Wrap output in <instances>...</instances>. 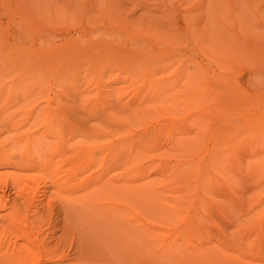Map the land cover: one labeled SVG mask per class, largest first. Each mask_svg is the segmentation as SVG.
Wrapping results in <instances>:
<instances>
[{
  "label": "rangeland",
  "instance_id": "374dc122",
  "mask_svg": "<svg viewBox=\"0 0 264 264\" xmlns=\"http://www.w3.org/2000/svg\"><path fill=\"white\" fill-rule=\"evenodd\" d=\"M263 68L264 0H0L2 118L66 122L17 127L52 168L0 169V264H264Z\"/></svg>",
  "mask_w": 264,
  "mask_h": 264
},
{
  "label": "bare ground",
  "instance_id": "6f19581e",
  "mask_svg": "<svg viewBox=\"0 0 264 264\" xmlns=\"http://www.w3.org/2000/svg\"><path fill=\"white\" fill-rule=\"evenodd\" d=\"M232 1V0H231ZM252 7V6H251ZM106 49V48H105ZM105 49H104V52H105ZM256 51V50H255ZM258 53V52H257ZM105 55H107V54H105ZM20 59V58H19ZM105 59L107 60L108 58H106L105 57ZM105 59H101V60H105ZM98 60V59H97ZM105 60V61H106ZM109 60V59H108ZM49 61V60H48ZM137 61V60H136ZM110 61H108V62H106V63H109ZM114 62V61H113ZM125 61H123V63H124ZM263 62V61H262ZM19 63V62H18ZM30 63V62H29ZM46 63V62H45ZM131 63H133V62H131ZM149 63V62H148ZM49 65H51V63L49 62L48 63ZM139 64V63H138ZM142 64V63H141ZM44 65V64H43ZM52 65H55V64H52ZM51 65V67L53 68V66ZM113 66L114 65H116V66H114V67H117V65L119 66V64L118 63H113L112 64ZM111 65V66H112ZM123 65V64H122ZM148 65V64H147ZM25 66V65H24ZM109 67V68H113V67ZM135 66H137L136 64H135ZM145 66V70H146V65H144ZM144 66H142V68L144 67ZM263 66V65H262ZM26 68H28V66L26 65L25 66ZM25 67H23V69L25 68ZM30 67V66H29ZM50 67V68H51ZM103 67V66H102ZM107 66H104L102 69H104V68H106ZM121 67V66H120ZM120 67H118V68H120ZM52 68L51 69H49V70H52ZM126 68V67H125ZM28 69H31V68H28ZM43 69V68H42ZM136 69H138V66L136 67ZM141 70L140 72H142L143 73V71H145V70ZM264 69V68H263ZM24 70H26V69H24ZM33 70V69H32ZM35 71H37V67H36V69H34ZM34 70H33V72H34ZM48 70V71H49ZM73 70V69H72ZM134 70H135V68H134ZM26 71H28V70H26ZM25 71V72H26ZM39 71H40V69H39ZM42 71V70H41ZM67 71V70H66ZM76 71V70H75ZM121 71H123V70H121ZM125 71V70H124ZM136 71V70H135ZM32 72V73H33ZM44 72V71H43ZM61 72H64V70H62V71H60L59 73H61ZM72 72H74V71H72ZM101 72H104L105 73V70H102ZM110 72V71H109ZM127 72H129V70L127 71ZM139 72V70L137 71V73H140ZM31 73V72H30ZM29 73V74H30ZM41 73V72H40ZM20 74H25V73H23L22 71H21V73ZM36 74V73H35ZM64 74V73H63ZM76 74H78V73H75V75ZM129 74V73H128ZM26 75V74H25ZM126 75V74H125ZM21 76H23V75H21ZM33 76V75H32ZM38 76V75H37ZM37 76H35L36 78H37ZM138 76V75H137ZM25 77V76H24ZM43 77V76H42ZM130 77V76H129ZM141 77V76H140ZM19 78H22V77H19ZM29 78V77H28ZM24 78H22V80H23ZM129 79V78H128ZM139 79V78H138ZM24 81V80H23ZM32 81H33V78H32ZM31 81V82H32ZM41 81H43V79H41ZM127 81V80H126ZM22 82V81H21ZM40 82V81H39ZM138 82H140V81H138ZM10 84V83H9ZM24 84V83H23ZM28 84V83H27ZM30 84V83H29ZM28 84V86L27 87H29L30 85ZM42 85L44 84V83H41ZM40 84V85H41ZM13 85V84H12ZM21 84H19V86H20ZM6 86V85H5ZM4 86V87H5ZM16 87H18L19 88V86L16 84L15 85ZM25 86V85H24ZM44 86V85H43ZM59 86V85H58ZM26 87V88H27ZM36 87H37V85H36ZM12 88V87H11ZM62 88V87H61ZM60 88V89H61ZM238 88V87H237ZM60 89H57L58 91L60 90ZM106 89V88H105ZM7 90H9V89H7ZM13 90H15V89H13ZM19 90H23L22 88L21 89H18V91ZM56 90V89H55ZM240 90V89H239ZM262 90V89H261ZM12 91V90H11ZM10 91V93H12L11 94V98H12V95H14L13 94V91L11 92ZM17 91V90H16ZM16 91H14L15 93H16ZM24 91H25V89H24ZM61 91H63V90H61ZM1 92H2V90H1ZM23 92V91H22ZM57 92V91H56ZM60 92V91H59ZM64 92V91H63ZM244 92V91H243ZM6 93V92H5ZM19 93V92H18ZM17 93V94H18ZM38 93V92H37ZM43 93H44V90H43ZM50 93V92H49ZM53 93V92H52ZM6 94H8V93H6ZM36 94V93H35ZM40 94H42V92H40ZM53 94H55V93H53ZM57 94V93H56ZM60 94V93H59ZM244 94H246V93H244ZM5 95V94H4ZM30 95H32V94H30ZM246 95H248V94H246ZM264 95V94H263ZM262 95V96H263ZM44 96V95H43ZM49 96V95H48ZM58 96V95H57ZM13 97H15V96H13ZM248 97V96H247ZM20 98V97H19ZM53 98V97H52ZM55 98V97H54ZM3 98H0V101L2 100ZM24 99V98H23ZM40 99V98H39ZM60 99V98H59ZM61 99H62V97H61ZM3 100H5V98L3 99ZM42 100V99H41ZM50 100H51V98H50ZM57 100V99H56ZM255 100V99H254ZM254 100H253V102H254ZM13 101V100H12ZM39 101V100H38ZM256 101V100H255ZM259 101H260V99H259ZM17 102V101H16ZM45 102V101H44ZM49 102V101H48ZM48 102H47V104H48ZM51 102H54V101H50V103ZM60 102H62L61 100H60ZM59 102V103H60ZM252 102V103H253ZM14 102H12V104H13ZM255 103V102H254ZM54 104H56V106H57V103H54ZM262 104V103H261ZM258 105V104H257ZM4 106H6V105H4ZM218 106V103L216 104V107ZM250 106V105H249ZM259 106V105H258ZM10 107V106H9ZM59 107H61V103L59 104ZM59 107H57V108H59ZM220 107V106H219ZM248 107V106H247ZM251 107V106H250ZM249 107V108H250ZM11 108V107H10ZM38 108V107H37ZM56 108V110L57 111H61V110H58ZM218 108V107H217ZM216 108V109H217ZM62 109V108H61ZM239 109V108H238ZM247 109V108H246ZM5 110V109H4ZM55 110V109H54ZM248 110V109H247ZM47 111V110H46ZM53 111V109L51 110V112ZM218 111V110H217ZM260 111V110H259ZM50 112V114L51 115H53V117L50 115V114H48V112H46L48 115H50V116H48L45 112L44 113H40L41 115H36L37 113H35V110H34V115H29V118L26 116V118H25V120H23V119H20L19 120V124L18 123H16V117H15V115H13L14 116V118H13V116L11 115H5L4 116V114H3V117H4V119L2 118V115H1V113H0V121H1V123L3 124V126H6L7 124H8V122H9V125H7L6 127H10V125H12V127H10V128H13L14 127V124L16 125L15 127L17 128V127H19L21 124H20V121L21 122H23V125H21L20 127L22 128H24L25 126H27L26 128H25V132H27L28 131V127H29V130H31V128H34V122H36V119H37V121H38V118L41 120L40 122H48L49 121V123H44L45 125L44 126H46V128H47V130H44L45 132L47 131L48 132V134L49 135H56L57 133L58 134H60L61 133V135H62V133H64L63 131L64 130H66V127H65V124H66V122H64V120L62 121V122H58L59 121V117L57 118V117H55L57 114H55V116H54V114L53 113H51ZM216 112V111H215ZM215 112H214V114H215ZM220 112H222V111H220ZM226 111L224 110V113H225ZM5 113V112H4ZM13 113V112H12ZM59 113V112H58ZM61 113V112H60ZM253 113H255V112H253ZM258 113V112H257ZM15 114H16V112H15ZM19 114V113H18ZM17 114V115H18ZM45 114L47 115V116H45ZM210 114V113H209ZM217 114V113H216ZM213 115V116H221V115ZM8 116V117H7ZM38 116H41V117H38ZM45 116V117H44ZM239 115H237V117H238ZM6 117H7V119H6ZM66 118V117H65ZM220 118H222V117H220ZM54 119L57 121L56 122V124H57V126L56 125H54L53 127H51L52 125V121H54ZM68 119V118H67ZM213 119V118H212ZM216 119H218V118H216ZM15 120V121H14ZM23 120V121H22ZM44 120V121H43ZM61 120V119H60ZM221 119H219L218 121H216V122H219ZM255 120H256V118H255ZM15 123H14V122ZM213 121H215V120H213ZM7 123L6 125H4V123ZM14 123V124H12V123ZM39 121L38 122H36V128H34V131L37 129V127H39L38 126V124L40 125V127L42 126L41 125V123H40ZM212 122V121H211ZM215 122V123H216ZM11 123V124H10ZM65 123V124H64ZM253 123V122H252ZM201 124H203V123H201L200 122V129H198V127L196 128V129H198L199 131H202V135H205L206 134V132H205V130H203L202 128H205L206 129V127H208V126H206V127H202L201 126ZM258 124V123H257ZM19 125V126H18ZM218 125V124H217ZM240 125V124H239ZM242 125H245V124H242ZM50 126V127H49ZM56 126V127H55ZM63 126L65 127V129H63ZM241 126V125H240ZM240 126H238V127H240ZM14 127V128H15ZM19 127V129H21ZM72 127H74V126H71L70 125V127L68 126V128H69V132H70V135H71V130L70 129H72ZM202 127V128H201ZM243 127H245V126H243ZM22 128V129H23ZM43 128H45V127H43ZM53 128V129H52ZM75 128V127H74ZM234 128H235V126H234ZM256 129L255 130H257V128L258 127H255ZM18 128H17V130L16 129H13V132H17V133H12L10 136H12V138L11 137H6V136H8L11 132H6V136H5V134H4V138L3 137H1L0 136V139H2V140H0V169H2V167H7V169H8V166L9 167H12L13 168V170H14V172H11L10 174L12 175L13 173H15V170L17 169V170H19V171H23V172H25L26 173V171L27 170H30L29 172L27 171V173H29L30 174V176H28V174L26 175L25 173L23 174L22 172L21 173H19L18 171H17V175L19 176V177H22L21 179H24V181H22V184H31L33 187H31L30 186V188H32V189H30L29 188V186L27 187V185H26V187H27V189H29L28 191H30L31 190V193H32V191H34L35 190V183H36V181H37V179L38 178H42L43 177V175L41 174L44 170H46L47 168H48V165L47 164H45L44 165V167H43V165L41 164V160H43V157H44V155H45V153H46V151L48 150L47 149V144L45 145V143H47L46 141H45V139L43 138V136H41V135H44V134H41L40 136H37L38 138L37 139H35L36 137H33V136H29V133L31 134L32 132H29V133H27V134H25V135H23L25 132H23L22 133V129L21 130H19ZM27 129V130H26ZM202 129V130H201ZM260 129V128H259ZM258 129V130H259ZM0 130H1V127H0ZM197 130V131H198ZM18 131H21V133L20 132H18ZM23 131H24V129H23ZM224 131V130H223ZM47 132L45 133V134H47ZM226 132V131H225ZM243 132H244V130H243ZM204 133V134H203ZM227 133V132H226ZM230 133V132H229ZM234 133V132H233ZM259 133V132H258ZM255 134V135H261V134ZM263 133H264V131H263ZM0 134H1V132H0ZM13 134L14 135H17L16 137H14L13 136ZM19 134H21V135H19ZM48 134H47V136H48ZM220 134H222V133H220ZM231 134V133H230ZM238 134H240V133H238ZM246 134H248V133H246ZM245 134V135H246ZM27 135V136H26ZM237 134H235V136H236ZM241 135H244V134H241ZM244 135V136H245ZM221 136V135H220ZM223 136V135H222ZM233 136V135H232ZM234 136V140H235V138L237 137H235ZM243 136V137H244ZM30 137H32L31 139H30ZM50 137V136H49ZM224 137V136H223ZM230 137V136H229ZM238 137H239V135H238ZM237 137V138H238ZM246 137V136H245ZM253 137V136H252ZM255 137V136H254ZM253 137V138H254ZM40 138V139H39ZM47 138V137H46ZM219 138V137H218ZM217 138V139H218ZM230 138H233V137H230ZM260 138V137H259ZM4 139V140H3ZM220 139V138H219ZM229 139V138H228ZM239 139V138H238ZM248 139V138H247ZM251 139V138H250ZM255 139H258V138H255ZM230 140V139H229ZM217 141H219V140H217ZM235 141H237V140H235ZM244 142V141H243ZM233 143V142H232ZM240 143H242V142H240ZM256 143V142H255ZM236 144V143H235ZM238 144V143H237ZM244 144V143H243ZM21 145V150H23V151H25V148L27 149L26 151H25V153L26 154H28V156H26L24 153H21V154H24V156H25V161L23 160L22 161V158L24 157L23 155H22V158L20 159V157H19V153L20 152H23V151H20L19 149L20 148H18L19 146ZM226 145V144H225ZM240 145V144H239ZM18 146V147H17ZM75 146V144H73L72 145V147L71 148H73ZM103 146V145H102ZM100 147V148H103V147H105V145L103 146V147ZM212 146L214 147V145L212 144ZM216 146V145H215ZM219 146V145H218ZM223 144L221 145V148H218L219 150H222V153H224V152H226V153H228L226 150H224L223 148H225V149H228V147H225V146H223ZM234 146H236V145H234ZM253 146V145H252ZM24 147V148H23ZM244 147H245V145H244ZM254 147H255V145H254ZM82 148V146H80L79 148H77V150L78 149H81ZM99 148V149H100ZM215 148V147H214ZM237 148V147H236ZM98 149V150H99ZM249 149H250V147H249ZM116 150V149H115ZM252 150H254L253 148H252ZM99 151H104V150H99ZM114 150H112V152H113ZM116 151H118V150H116ZM212 151V150H211ZM224 151V152H223ZM245 151H247V150H245ZM255 151V150H254ZM253 151V152H254ZM111 152V151H110ZM121 151H119V153H120ZM231 152V151H230ZM230 152L228 153V154H230ZM239 152V151H238ZM237 151H236V153H238ZM98 153V152H97ZM102 153H104V152H101L100 153V156L102 157V159H104V155L105 154H103L102 155ZM218 154L217 155H213V156H211L212 157V160H211V162H210V165L213 163V165L215 164L217 167L219 166V165H221L222 163L223 164H225V161L227 162V159L225 158V160L223 159V157H225L226 155H228V154H226L225 156H223V154H220V152L218 151L217 152ZM263 153H264V150H263ZM109 154V153H108ZM116 153H114V155H115ZM213 154V153H212ZM225 154V153H224ZM18 155V156H17ZM109 155H112V153H110ZM108 155V156H109ZM222 156V157H220V158H218L217 156ZM232 155H234V153L232 154ZM131 156V155H130ZM229 156V155H228ZM236 155H234V157H235ZM264 156V155H263ZM17 157H18V159L19 160H17ZM96 157V156H95ZM227 157V156H226ZM259 157H261V156H259ZM94 155L92 156V157H90V160L93 162V161H95V159L97 158H94ZM131 158V157H130ZM213 158H214V160H213ZM216 158L217 159H219L218 161L216 160ZM231 158H233V157H231ZM16 159V160H15ZM135 158L134 157H132V159H130L131 161L132 160H134ZM221 159H223L224 161H222ZM230 158H228V160H229ZM263 159V158H262ZM16 162H15V161ZM108 160V159H107ZM18 161H20L19 163H17ZM97 161V160H96ZM51 162V161H50ZM50 162L48 163L49 165H50ZM103 162H104V160H103ZM132 162H134V161H132ZM215 162H217V163H215ZM219 162H221V163H219ZM60 163H63V161L62 162H60ZM264 162L262 161V163H260V164H263ZM53 164V163H52ZM51 164V165H52ZM219 164V165H218ZM11 165V166H10ZM42 165V166H41ZM61 165V164H60ZM103 165H104V163H103ZM212 165V166H213ZM105 166V165H104ZM42 167H43V169H42ZM62 167H64V166H62ZM75 167L76 168H78V169H84V161L82 162V163H80V164H75ZM220 167V166H219ZM11 168V169H12ZM16 168V169H15ZM40 168L42 169V171L40 170ZM50 168H52V167H50L49 166V168L48 169H50ZM11 169H9V170H11ZM62 169V168H61ZM4 169H2V171H3ZM38 170H40V171H38ZM59 170V169H58ZM63 170V169H62ZM213 170H215L216 171V168H214V166H213ZM218 171H219V169H217ZM12 171V170H11ZM31 171L33 172L32 173V175H31ZM10 172V171H9ZM36 172H38V173H36ZM56 172H58L57 174H59V171H56ZM56 172H55V174H56ZM61 172H63V171H61ZM60 172V176H62L61 173ZM1 173L2 172H0V175H1ZM8 173V172H7ZM6 173V174H7ZM19 173V174H18ZM2 174H4V173H2ZM39 174V175H38ZM5 175V174H4ZM13 176H16L15 174H13ZM24 176H28L27 177V179L24 177ZM64 176V175H63ZM18 177V178H19ZM12 178H14V177H12ZM16 178L17 177H15L14 179H15V181H16ZM18 180V179H17ZM26 180V181H25ZM14 182V181H13ZM23 182H25V183H23ZM27 182V183H26ZM15 183V182H14ZM19 183V181L17 182V183H15V184H18ZM17 186V185H16ZM18 187V186H17ZM22 187V186H21ZM23 188V187H22ZM24 188H25V185H24ZM26 189V188H25ZM27 189H26V191H27ZM28 193V192H27ZM29 194H30V192H29ZM139 194H144V195H147V196H150V193L148 192V191H145V192H143V193H140V192H137V195H139ZM31 195V194H30ZM135 195H136V193H135ZM4 196V195H3ZM1 197V196H0ZM7 199V198H6ZM1 200H3V197H2V199ZM4 202V201H3ZM1 204H3L2 202H1ZM0 204V205H1ZM4 205H6L5 203H4ZM1 206H3V205H1ZM10 206V208H11V205H9ZM12 206H14V205H12ZM4 208V206L2 207V209ZM14 208H15V206H14ZM1 209V208H0ZM1 209V210H2ZM5 209V208H4ZM8 209V208H7ZM11 209H13V208H11ZM8 211V210H7ZM12 211H14V209L12 210ZM0 217H2V219L4 218H7L6 216L4 217V215L3 216H0ZM9 217V216H8ZM5 221V220H4ZM188 232V234H187V236L188 237H192V233H191V231L190 230H188L187 231ZM34 244V243H33ZM24 249L26 250L27 249V252H25V250H24V252L26 253V254H28V248L26 247H24ZM20 252H21V250H20ZM23 252V253H24ZM30 253V252H29ZM22 254V253H21ZM23 256H25L24 254H22ZM21 255V256H22ZM27 256V255H26ZM20 257V256H19ZM16 259H17V257H15ZM13 261V260H12ZM11 261V262H12ZM16 262V261H15ZM18 264V263H17ZM20 264V263H19ZM28 264V263H27Z\"/></svg>",
  "mask_w": 264,
  "mask_h": 264
}]
</instances>
